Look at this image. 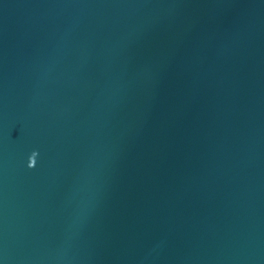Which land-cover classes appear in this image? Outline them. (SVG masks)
Wrapping results in <instances>:
<instances>
[{"label":"water","instance_id":"obj_1","mask_svg":"<svg viewBox=\"0 0 264 264\" xmlns=\"http://www.w3.org/2000/svg\"><path fill=\"white\" fill-rule=\"evenodd\" d=\"M0 264H264V0H0Z\"/></svg>","mask_w":264,"mask_h":264}]
</instances>
